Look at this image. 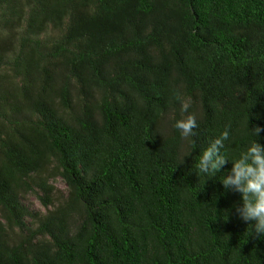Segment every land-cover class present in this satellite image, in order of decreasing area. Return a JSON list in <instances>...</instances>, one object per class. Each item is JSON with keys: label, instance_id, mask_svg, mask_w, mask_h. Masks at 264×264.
<instances>
[{"label": "trees", "instance_id": "obj_1", "mask_svg": "<svg viewBox=\"0 0 264 264\" xmlns=\"http://www.w3.org/2000/svg\"><path fill=\"white\" fill-rule=\"evenodd\" d=\"M254 126L264 144V0H0V264H264L231 163L195 172Z\"/></svg>", "mask_w": 264, "mask_h": 264}, {"label": "clouds", "instance_id": "obj_2", "mask_svg": "<svg viewBox=\"0 0 264 264\" xmlns=\"http://www.w3.org/2000/svg\"><path fill=\"white\" fill-rule=\"evenodd\" d=\"M189 108V103L181 102V116L174 119L173 124L185 139L193 137L194 130L198 127L197 117L189 113ZM261 131L259 126H254L250 132L251 140L235 158H229L224 149L230 133L224 130L201 150L195 164L196 175L206 179L215 176L226 163H231L228 174L220 182L225 189L239 193L240 203L235 209L236 215L246 222L247 227L251 226L249 234L254 232L257 239L264 238V144L256 139ZM187 155L190 153L181 157L179 163Z\"/></svg>", "mask_w": 264, "mask_h": 264}, {"label": "rangeland", "instance_id": "obj_3", "mask_svg": "<svg viewBox=\"0 0 264 264\" xmlns=\"http://www.w3.org/2000/svg\"><path fill=\"white\" fill-rule=\"evenodd\" d=\"M53 185L58 189V195H66L67 194V187L64 181L61 178H57L53 181ZM24 204L29 209L34 210H42L45 211V208L42 206L38 198L34 194H29L23 199Z\"/></svg>", "mask_w": 264, "mask_h": 264}]
</instances>
